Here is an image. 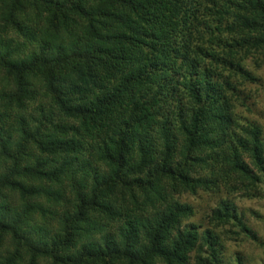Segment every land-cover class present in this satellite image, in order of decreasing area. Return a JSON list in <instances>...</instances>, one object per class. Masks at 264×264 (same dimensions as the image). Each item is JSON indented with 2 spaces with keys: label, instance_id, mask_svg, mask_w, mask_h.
I'll return each mask as SVG.
<instances>
[{
  "label": "trees",
  "instance_id": "1",
  "mask_svg": "<svg viewBox=\"0 0 264 264\" xmlns=\"http://www.w3.org/2000/svg\"><path fill=\"white\" fill-rule=\"evenodd\" d=\"M261 71L264 0H0V264L258 242L235 200H264ZM202 194L205 230L181 200Z\"/></svg>",
  "mask_w": 264,
  "mask_h": 264
},
{
  "label": "rangeland",
  "instance_id": "2",
  "mask_svg": "<svg viewBox=\"0 0 264 264\" xmlns=\"http://www.w3.org/2000/svg\"><path fill=\"white\" fill-rule=\"evenodd\" d=\"M259 74L263 77L262 81L259 80L263 88L258 84L252 85L246 90V98L247 102L255 104L256 112L263 118L260 123L264 127V71ZM181 200L190 204L194 209L195 213L189 220L190 223L201 225V230H205L204 228L207 227L205 216L209 213L211 197L202 194L196 197L184 196ZM235 203L239 211L246 216L251 228L257 231L258 242L251 244L243 236L233 235L234 229L231 226L220 229V248L216 264H264V200L236 198ZM202 251V256L208 257L204 248ZM190 264H196L194 254L191 255Z\"/></svg>",
  "mask_w": 264,
  "mask_h": 264
}]
</instances>
